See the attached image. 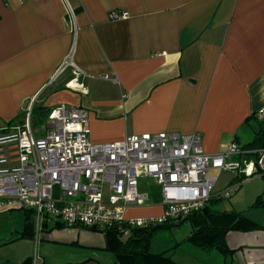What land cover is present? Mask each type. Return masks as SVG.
I'll use <instances>...</instances> for the list:
<instances>
[{"label":"crops","instance_id":"0c3cea01","mask_svg":"<svg viewBox=\"0 0 264 264\" xmlns=\"http://www.w3.org/2000/svg\"><path fill=\"white\" fill-rule=\"evenodd\" d=\"M70 4L75 26L62 0H0V129L22 122L29 104H69L87 112L93 143L179 132L200 134L207 154L246 145L241 138L264 107V0ZM115 10L128 17L110 19ZM72 49L78 74L59 73ZM157 198L150 193L153 202L139 208L162 215ZM34 240L36 264L114 262L100 232L48 226L21 242ZM226 241L233 253L223 264L264 263V229L230 232Z\"/></svg>","mask_w":264,"mask_h":264},{"label":"built area","instance_id":"2783aa9c","mask_svg":"<svg viewBox=\"0 0 264 264\" xmlns=\"http://www.w3.org/2000/svg\"><path fill=\"white\" fill-rule=\"evenodd\" d=\"M22 1V0H17ZM75 26V9L62 0ZM128 17L112 11L110 19ZM73 49L59 67L79 70ZM32 109L22 122L0 129V213L32 210L37 234L45 223L104 233L185 220L213 197L230 199L242 183L215 195L222 173L249 180L264 175V147L246 149L231 143L207 154L198 133L158 132L127 135L122 141L93 143L87 112L80 106L51 108L41 134L32 125ZM264 120V107L256 113ZM141 180L159 188L163 213L128 218L125 213L153 201L141 191ZM34 263H37L35 259ZM264 264V263H261Z\"/></svg>","mask_w":264,"mask_h":264},{"label":"rangeland","instance_id":"374dc122","mask_svg":"<svg viewBox=\"0 0 264 264\" xmlns=\"http://www.w3.org/2000/svg\"><path fill=\"white\" fill-rule=\"evenodd\" d=\"M24 115V113H23ZM36 122V118H34ZM46 119L38 123H34V129L43 133L42 128L46 125ZM255 125V126H254ZM251 129L243 138L242 145L252 142L255 133L264 128V123L260 124L255 121ZM3 124L0 122V128ZM3 129V128H2ZM232 182V183H231ZM242 183L236 194L230 199H223L214 205V208L221 211H235L241 213L244 217L264 227V206L254 207V204L259 198L264 200V175L255 176L249 180L244 177L234 179L231 173L224 172L221 174L219 181L215 187V193L225 190L228 184ZM225 188V189H223ZM223 189V190H222ZM140 190L148 191L149 193L159 192L158 186L154 181L141 180ZM221 190V191H220ZM217 193V194H218ZM157 208H136L125 213L126 217L136 219L154 216L157 214ZM34 230L37 231V225L33 220ZM25 211L12 210L9 212L0 213V259L10 263L17 264L24 256L32 253L31 257L34 260L37 257V244L34 241L21 242L16 240L24 230ZM192 227L189 223H183L179 226H170L159 229L152 238L150 251L152 253H164L170 256L176 262L183 264V261L191 262V264H223L226 261V256L219 253L217 250H202L191 244L187 238L191 235ZM37 233V232H36Z\"/></svg>","mask_w":264,"mask_h":264},{"label":"trees","instance_id":"16d2710c","mask_svg":"<svg viewBox=\"0 0 264 264\" xmlns=\"http://www.w3.org/2000/svg\"><path fill=\"white\" fill-rule=\"evenodd\" d=\"M51 109L45 107H33L32 109V125L44 119L47 120L48 113ZM36 118V122H34ZM256 122L264 123V120H258L254 116ZM17 119L10 121L8 126L15 125ZM8 128V127H7ZM246 149H260L264 147V128H260L254 136L252 142L245 146ZM222 199L213 197L208 203L196 212H193L185 220L174 223L157 224L148 227H129L128 235L115 229L105 231L106 250L114 257L113 264H180L164 253L156 254L150 251L151 241L155 233L165 227L179 226L183 223H189L192 227L191 235L187 240L202 250H217L224 256L231 255L226 238L230 232H252L264 229V227L244 217L241 213L235 211H221L214 208ZM156 199L155 202H159ZM264 200L259 198L254 207H263ZM24 210V209H19ZM25 211L24 230L16 240L35 238L34 230V213L32 210ZM48 226L61 227L60 225H49L45 223L43 230L46 231ZM93 231V230H92ZM97 232V231H96ZM101 233V232H100ZM4 243L0 246L11 243ZM22 264H33V258L26 259Z\"/></svg>","mask_w":264,"mask_h":264}]
</instances>
